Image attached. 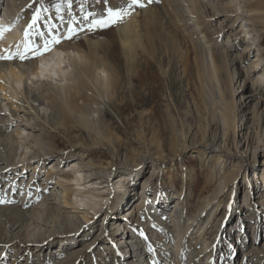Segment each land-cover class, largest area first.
Segmentation results:
<instances>
[{"label": "bare ground", "instance_id": "obj_1", "mask_svg": "<svg viewBox=\"0 0 264 264\" xmlns=\"http://www.w3.org/2000/svg\"><path fill=\"white\" fill-rule=\"evenodd\" d=\"M127 3L128 0H117L111 6L126 7ZM33 5L34 0H0V25H12L10 30L4 32L11 40L8 38L0 41V55L8 56L16 52L18 30L23 31L21 38L25 40L24 32L32 17L28 11L31 12ZM237 7L238 12L233 14L235 10L231 0H140L130 10V15L115 25L112 36L103 33V30L96 34L91 30L87 31L89 21L84 19L88 12L105 15L107 5L100 7L98 4L93 11H82L75 7L63 12L50 11L45 18L40 17L30 30L33 35L29 39L34 45H39L38 49L33 47L25 54V59H20L19 56L0 59V264H118L115 260H106L105 251L110 248L104 244L94 254L89 251L97 240L99 243L106 239L100 235L106 232L110 236L116 235L121 220L128 226L129 222L127 219L123 221V216H118V220L112 219L113 215L110 218L104 216V221L108 218L109 221H114V225L119 223L116 225L118 231L117 227L110 230L102 227L101 234L96 235L93 240L90 237L83 241L84 244L78 243L84 236L75 240L74 235L79 230H84L88 221L102 207L88 205L91 207L89 213L92 218L83 220L76 211L79 205L73 200V176L63 171L64 179L55 183L54 175L66 160L59 132L67 131V127L73 123L96 136L104 133L103 124L107 118L104 105L120 101L118 90L121 89L125 69L132 74H128L132 85L138 80L145 85L149 78L150 72L138 71V66L139 59L148 52L147 39L150 30L155 27L174 44L182 70H196L203 103L207 104L209 113L216 109L213 92L209 90L211 86L215 88L220 99V105L217 104L220 110L216 109L217 117L212 120L215 134L211 140L206 139V148L220 154L213 163L211 180L206 181V186L200 191L199 199L194 205L187 204L189 197L182 195L183 188L178 191L175 209L179 212L176 217L163 214L164 209L169 206V200L166 203L155 197L151 205L145 203V193L147 195L152 190L150 184L155 180L160 158L145 157L148 159L146 165L141 160L125 162V165H136V173H145L150 167L152 171V176L147 178L142 187L143 191L146 189L143 192V202L133 207L131 217L137 216V220L142 222L141 228L136 231L144 237L148 251L153 252V256L149 255L147 259L150 262L148 264H225L229 256L228 248L223 245L226 230L222 231V227L227 214L234 210L237 177L242 170L245 178L247 173L244 163L241 166L232 161L231 167L228 163L229 156H237L241 152L243 140L238 131L241 125L237 122L244 118L242 112L247 107L244 97L251 96L237 97L236 84L239 80L246 79L251 70L242 69V57L232 52L235 49L233 45L223 43V32L230 30L231 35L233 26H236L235 32L238 36H243L245 28L247 34H250L248 37L254 39L252 42L247 40L244 52L256 47L260 55L252 69H263L251 91L253 95L259 96L264 89V0H239ZM218 14L224 15L220 19L221 26L213 24L214 18L220 16ZM232 14H236V18L226 27L224 22ZM239 19L245 21L244 28H237ZM70 27L76 31L70 32ZM53 37L59 43H49L48 50L45 51V41H51ZM22 48H19L20 52L24 51ZM34 52L39 55L33 54ZM257 62H262L263 65L258 66ZM150 63L148 68L153 70V64ZM160 68L166 73L171 66L162 64ZM16 83L20 84L19 89ZM262 99L253 106L254 116L258 114L260 118L257 131L262 136L260 142L255 141L257 144L253 147V157L264 146ZM21 134L25 136L20 137ZM224 154L229 155L225 162L221 158ZM73 156L75 158L70 164L75 167L76 172H81L82 176L84 174L81 177L86 180L84 183L97 179L102 184L101 188H113V169L109 163L87 157L85 152L78 149ZM49 157H54L50 163L51 169L47 170L41 182L40 168ZM241 159L245 160V157L242 155ZM33 162V175L35 174L36 179H32V176L30 180H16ZM215 178L216 186L210 189L209 185H212L211 181ZM120 185L123 186L121 183ZM134 185H137V181ZM134 191H137L136 188H125L113 193L112 200L115 202L109 207L114 212L112 214L118 215L121 209L132 205L135 193H131ZM68 208L76 209L69 211ZM154 209L157 211L154 212ZM148 221L153 224L147 226ZM84 235H87V231ZM60 241L65 246L52 252L55 249L51 248L53 244ZM33 244H37L38 251L28 253ZM45 247L51 250L48 253H38ZM251 252L260 256V261L264 264V247L254 243ZM120 256L121 259L125 257L122 254Z\"/></svg>", "mask_w": 264, "mask_h": 264}, {"label": "rangeland", "instance_id": "obj_2", "mask_svg": "<svg viewBox=\"0 0 264 264\" xmlns=\"http://www.w3.org/2000/svg\"><path fill=\"white\" fill-rule=\"evenodd\" d=\"M116 1L117 0H71V7H69L67 0H34L33 8L31 7V12H28L33 15L37 8H46L47 11L41 12L42 19L52 11L63 12L73 7L82 9V6L83 9H90L93 11V9L95 10L98 7V4L100 7L107 5L108 8L112 7ZM231 1H233L235 10L233 14L237 13V3L239 0ZM57 4H61L59 10L56 7ZM3 12L4 7L1 10V15ZM233 14L224 22L226 27L236 18V14ZM100 15H103V13ZM218 15L220 16L214 18L213 21L215 26H221V20L224 18L223 14ZM97 16H99V14ZM115 25L107 28H96L91 31L96 34V32L103 30V33L112 36L115 33ZM244 25V20L239 19V21H237V28H244ZM16 28L17 27H15V29ZM235 30L236 26H233V30L231 31L233 34H229L230 30L225 33L223 32L221 39L224 44L233 45L235 49L232 52L242 57V59H240L242 69L244 71L251 70L246 79H241L236 84L238 90L237 97L242 95L251 96L248 98L244 97L243 100L247 103L245 112H242L244 118L242 121L237 122L238 125H241L238 131H240L242 135L241 139L243 140L240 146L241 152L237 156L224 154L221 157L224 159L223 162L227 160L228 156L230 157L228 162L230 167L233 161L235 163L238 162L241 166L244 163L243 165L247 168L246 178L243 170L237 177V189L233 198V201H235V203H233L234 210L227 214L222 227V231L226 230L223 245L228 248L227 256H229V259L224 263L262 264L260 256L251 254V248L254 243L261 248L264 247V206H262V203H264V146L258 149L254 157L252 152L254 149L253 147L260 142L262 137L260 131L259 133L257 131L260 118L258 114L254 116L253 106L260 99L263 98L262 100H264V89L262 90V94L259 96L257 95L258 97L255 94L253 95L251 90L253 84L260 79L263 67L257 71L254 70V68L252 69L253 66H256L255 62L260 54L257 52L256 47H251V50L247 52H244V49L248 42L247 40L249 39V41L252 42L254 39L248 37L250 34H247L245 28L243 36H238ZM87 31H89V28ZM17 33L18 37L15 43V50L17 49V45H19V48L23 47L22 49H24V39L21 38L23 31L20 29ZM7 36L6 33L3 34V36L0 37V41L8 40L9 37ZM262 40L264 43V32L262 33ZM173 45L170 39L157 27L150 30L149 38L147 39L148 52L145 57L139 59L140 66H138V69H140L138 71L143 70V72H147L146 70H148L150 72L149 78L145 85L139 80L135 85H132L128 77V74H132L128 73L127 69H125L126 72L124 71V74H122L121 89L118 90V92H120V101L115 104L106 105L107 107L104 105L107 111V118L104 120L103 125L105 126H103L104 133L102 135L96 136L88 129L80 125V127L75 126L71 122L70 126L68 122L66 123L69 126L67 127V131L59 132V141L62 144V152L66 156V160L61 169L57 170L54 175L55 183H57L59 179H64V177H62L63 171H67L73 176V183H75V185H73V189H75L73 200L78 203L79 209L76 211L83 220L92 218V214L89 213L91 208H89L90 205L102 207V210H100L93 219L88 221L85 229L79 230L74 235L75 240L76 238L84 236L82 237L83 240H78V243L81 244L88 238L91 237L90 240H93L96 235L101 234L102 227L107 230L117 227L116 225L119 223L114 225L113 220H108L112 215V219L118 220V216H123V218H125L123 221L127 219L129 222L128 226H126V223L121 220L120 225L123 226L120 227L119 225V231L117 227L118 232L115 233L116 235L110 236L106 234V232L100 235V237L105 236L106 239L99 241V243L97 240L94 246L90 248V254H94L103 246L101 244L109 247L110 249L105 251V258L108 262L115 260L118 264H148L150 263L147 261L149 255L153 256V252L148 251L149 249L146 246L144 237L136 231L141 228L142 222L137 220V216L135 218L131 217L130 213L131 210L143 202V192H145L146 189L143 191L142 187L146 183L147 178L152 176V171H150L151 167L149 169L145 168V173L140 171L137 172L138 175H136V171L138 170L135 169L136 165H125V162L141 160L140 162L144 165L148 160L145 157L156 156L160 158L157 166L158 164L160 165L154 176L155 180L150 184L152 190H149L147 195L145 193V203L151 205L155 197L158 201H165L166 203H168L169 200V206L164 209L163 212L165 213L163 214L167 217H176L179 212L175 209L178 191L183 188L182 195H187L189 197L187 204L194 205L199 199L200 191L206 186V181L208 179L211 180L213 163H215L218 154H220V152H214L206 148L208 141L211 140L212 136L215 134V126L212 120L217 117L216 111L220 110V99L215 88L211 86L209 90L213 92L217 110L215 109L213 113H209L207 104L203 103L202 90L198 82L196 70H189L186 72L182 70L178 61L177 52ZM151 54L155 55L153 56ZM149 63L153 64V70L148 68ZM261 63L262 62H257L258 66L263 65ZM162 64H169L171 69L163 73L160 68ZM128 83H130V85ZM16 84L17 89H19L20 84ZM261 107L263 108L264 106ZM250 129L251 131H249ZM255 134L257 138H255ZM22 136H25V134H21L20 137ZM206 139H208V141ZM74 146L77 147L74 148ZM76 149L85 152L87 157L95 158L110 164L113 169V188L110 186L101 188L102 184L100 185V181L97 182V179L84 183L86 180L81 178L84 177V174L82 176L81 172H76L75 167L70 164L75 158L73 155ZM204 152H206V154H203ZM242 155L245 157V160L241 159ZM53 159L54 157H49L46 164L40 168L39 180H41V182L42 179L44 180L47 170L51 169L50 163ZM34 166L35 163L33 162L28 170L22 171V173L18 175L16 180L19 178L20 180L22 178L24 180H30L31 177L35 175H33ZM237 168L238 166L236 169ZM32 179H36V176ZM135 181H137V185H134ZM215 181L216 178L214 181H211L212 185H209L210 189H214L216 186ZM120 183L124 187H120ZM125 188L131 190L136 188L137 190L131 193L133 195L135 193V199L132 201L133 206H127L125 209H121L120 213H118V215L115 214V216L112 214L114 212L109 208L112 206V202H115V200H112V195L115 191H123ZM74 209L76 208H68L69 211H74ZM156 211L157 210L154 209V212ZM104 216L108 217L105 221ZM148 219L147 217V220ZM146 224L150 226L153 223L152 221H148ZM132 226L137 228L134 229ZM120 228H122L121 231ZM124 228H126V230H124ZM151 230L153 229H149V231ZM86 231L87 235H84ZM123 232L125 236H123ZM118 233L122 234L117 236ZM78 243L76 245H78ZM63 245V241L56 242L51 247L55 248L52 249V252L61 249ZM74 247L78 248L76 246ZM49 250H51L49 247H45L38 253H48ZM32 251H38L37 244L30 245L28 253H32ZM120 254L125 255L126 260L125 257L121 259L122 257Z\"/></svg>", "mask_w": 264, "mask_h": 264}, {"label": "snow or ice", "instance_id": "obj_3", "mask_svg": "<svg viewBox=\"0 0 264 264\" xmlns=\"http://www.w3.org/2000/svg\"><path fill=\"white\" fill-rule=\"evenodd\" d=\"M67 2H68V6L71 7V0H67ZM139 3L140 0H128L126 7H108L106 9V15H99V16H97L95 13L88 12L85 14L84 19L89 21L88 23L89 30H93L96 28H107L119 22H122L126 16L130 15V10L133 9V6ZM56 7L59 10L61 8V4H57ZM81 10L82 11L84 10L83 6ZM42 11H47V9L46 8L36 9V11L33 13L31 17V23L28 25V28L25 29L24 51L20 52L19 45H17V51L15 53L8 56L0 55V59H13L14 56H19L20 59H25L27 58L25 54L31 51L33 47L37 49L39 48V45H34L33 41L29 38L33 35V32L30 30L33 29L34 26L37 24L38 20L41 17ZM89 17H92V19L89 20ZM11 27L12 25H8V26L0 25V37L3 36L4 32L10 30ZM69 31L75 32L76 29L70 27ZM40 35H43V33H40ZM49 43H59V40L53 37L51 41H45V49H44L45 51L48 50L47 45ZM33 54H38V52H34Z\"/></svg>", "mask_w": 264, "mask_h": 264}]
</instances>
